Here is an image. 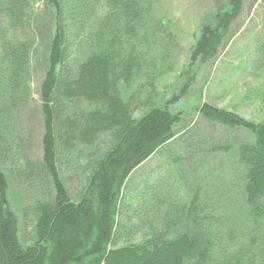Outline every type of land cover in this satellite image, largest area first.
<instances>
[{
	"label": "trees",
	"instance_id": "obj_1",
	"mask_svg": "<svg viewBox=\"0 0 264 264\" xmlns=\"http://www.w3.org/2000/svg\"><path fill=\"white\" fill-rule=\"evenodd\" d=\"M32 2L0 0V146L5 148L16 112L33 102L31 46L38 33V20ZM244 2L227 0L215 11L192 50L193 63H207L217 56ZM100 4L103 15L94 17L93 11ZM44 6L51 11L53 32L39 86L42 159L37 168L27 167L25 176L40 187V180L46 178L50 184L48 188L42 184L44 200L35 207V241L23 244L19 241L17 217L7 199L8 183L0 171V264H212L219 253L206 238L209 231L201 226L206 219L218 224L220 207L203 198L199 189L180 205V217L186 226L176 227L180 228L177 236L111 249L121 232L116 217L126 180L156 150L175 138V128L183 120L180 112L168 109L175 97L138 121L132 119L130 109L145 102L139 103L136 95L122 98L121 85L128 88L140 72L136 44L139 36L147 35L152 28L148 22L151 3L44 0ZM188 87L182 88L183 95ZM196 112L210 123L252 137L236 146L218 145L211 153L235 165L242 204L254 217V238H259L264 232V124L249 122L206 102L200 103ZM106 134L112 137V147L87 163L85 185L75 201L68 194L60 169L70 168L80 153L93 150ZM182 155L188 157L189 153ZM241 258V263L238 259L229 261L247 264ZM229 261L220 264H231Z\"/></svg>",
	"mask_w": 264,
	"mask_h": 264
},
{
	"label": "rangeland",
	"instance_id": "obj_2",
	"mask_svg": "<svg viewBox=\"0 0 264 264\" xmlns=\"http://www.w3.org/2000/svg\"><path fill=\"white\" fill-rule=\"evenodd\" d=\"M146 1L152 6L148 21L152 28L147 35L139 36L135 55L137 61L141 59L140 72L128 88L121 85L122 98L136 95L139 103L145 102L130 109L132 119L138 121L151 109L162 108L175 97L168 109L180 112L183 120L175 128V138L156 150L126 180L116 217L121 232L111 249L145 243L156 237L177 236L180 228L176 227L186 226L180 217V205L199 189L203 198L212 201V205L217 202L215 205L220 207L218 224L206 219L201 226L207 228L206 238L217 247L215 253H219L212 264L229 258L241 263L244 261L241 257L247 264H264V232L254 238V217L242 204L235 165L222 155L211 153L218 145L236 146L252 137L244 131L219 127L196 114L198 105L206 102L235 112L249 122L264 124V0H245L227 40L217 56L207 63H193L191 53L204 25L227 0ZM32 7L38 20V33L31 46L33 102L27 108L20 106L6 138L7 147L0 146V171L9 189L7 199L18 220L19 241L27 245L35 241V207L43 199L42 184L47 188L50 184L46 178L40 180V187L25 176L27 167L41 165L43 127L39 86L53 32L51 11L44 6V0H33ZM93 12L94 17L102 16L101 4ZM187 84L189 87L183 95L181 90ZM96 143L93 150L80 153L70 168L60 169L68 194L75 201L85 185V166L98 155L102 157L112 147L113 140L106 134ZM185 151L189 156L180 157ZM187 227L194 233L189 223ZM261 228L264 229V224Z\"/></svg>",
	"mask_w": 264,
	"mask_h": 264
}]
</instances>
